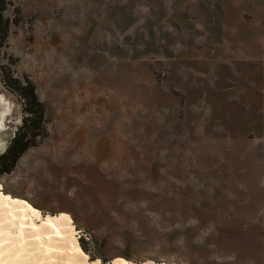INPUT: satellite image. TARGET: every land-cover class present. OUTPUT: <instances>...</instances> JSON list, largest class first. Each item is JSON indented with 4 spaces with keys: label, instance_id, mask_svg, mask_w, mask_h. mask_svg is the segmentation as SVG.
Returning a JSON list of instances; mask_svg holds the SVG:
<instances>
[{
    "label": "rangeland",
    "instance_id": "1",
    "mask_svg": "<svg viewBox=\"0 0 264 264\" xmlns=\"http://www.w3.org/2000/svg\"><path fill=\"white\" fill-rule=\"evenodd\" d=\"M186 13L185 0H0L5 125L32 143L0 184L71 219L90 261L231 263L230 231L249 226L233 202L258 72L207 42L215 19Z\"/></svg>",
    "mask_w": 264,
    "mask_h": 264
},
{
    "label": "crops",
    "instance_id": "2",
    "mask_svg": "<svg viewBox=\"0 0 264 264\" xmlns=\"http://www.w3.org/2000/svg\"><path fill=\"white\" fill-rule=\"evenodd\" d=\"M185 6V19H215L216 27L211 30L207 25V42L215 36L227 54L247 57L258 72L260 119L248 140L249 179L245 183L240 178L242 191L237 192L247 190L248 197L242 199L236 193L233 202V214H247L249 226L230 231L232 262L225 264H264V0H185ZM241 200L248 201L244 204L249 213L240 210L244 209Z\"/></svg>",
    "mask_w": 264,
    "mask_h": 264
},
{
    "label": "bare ground",
    "instance_id": "3",
    "mask_svg": "<svg viewBox=\"0 0 264 264\" xmlns=\"http://www.w3.org/2000/svg\"><path fill=\"white\" fill-rule=\"evenodd\" d=\"M9 113L10 103L0 96V132ZM75 231L66 215L42 214L26 200L5 193L0 184V264H101L83 253ZM107 264L134 263L117 258Z\"/></svg>",
    "mask_w": 264,
    "mask_h": 264
},
{
    "label": "trees",
    "instance_id": "4",
    "mask_svg": "<svg viewBox=\"0 0 264 264\" xmlns=\"http://www.w3.org/2000/svg\"><path fill=\"white\" fill-rule=\"evenodd\" d=\"M30 97L32 101L36 102V97L34 96L33 91H30ZM32 110V109H31ZM32 112V111H30ZM40 119H41V113H40ZM29 121H32L31 119H28ZM33 122V121H32ZM28 129V127H27ZM28 137V132H19L11 141L10 146L6 150L4 154L0 156V174L1 173H10L15 163L17 162L20 155L29 147L31 146L30 140H26ZM105 264V262H103Z\"/></svg>",
    "mask_w": 264,
    "mask_h": 264
},
{
    "label": "water",
    "instance_id": "5",
    "mask_svg": "<svg viewBox=\"0 0 264 264\" xmlns=\"http://www.w3.org/2000/svg\"><path fill=\"white\" fill-rule=\"evenodd\" d=\"M14 130L11 128V126L6 127L3 131L0 132V139H1V144H3V149L0 150V156L6 152L8 147L11 144V139L12 136L14 135Z\"/></svg>",
    "mask_w": 264,
    "mask_h": 264
},
{
    "label": "snow or ice",
    "instance_id": "6",
    "mask_svg": "<svg viewBox=\"0 0 264 264\" xmlns=\"http://www.w3.org/2000/svg\"><path fill=\"white\" fill-rule=\"evenodd\" d=\"M3 147H4V146H3V144H0V150H2V149H3Z\"/></svg>",
    "mask_w": 264,
    "mask_h": 264
}]
</instances>
